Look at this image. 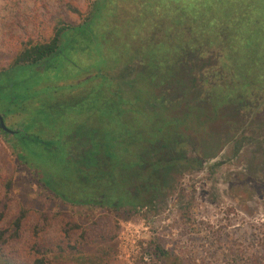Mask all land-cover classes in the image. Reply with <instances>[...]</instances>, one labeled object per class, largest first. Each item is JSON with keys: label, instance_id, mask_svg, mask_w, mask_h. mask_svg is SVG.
<instances>
[{"label": "rangeland", "instance_id": "1", "mask_svg": "<svg viewBox=\"0 0 264 264\" xmlns=\"http://www.w3.org/2000/svg\"><path fill=\"white\" fill-rule=\"evenodd\" d=\"M140 1L0 0V98L28 94L36 81L40 85L77 81L74 77L99 53L124 51L139 27ZM94 6L103 19L95 30L101 45L73 49L68 53L72 62L56 56L48 73L14 70L23 48L50 41L61 24L83 22ZM221 59L217 50L193 57L187 65L194 67V80L184 78L163 89L160 98L168 106L181 99L182 90L197 84L201 97L191 103L201 109V123L195 133L188 126L196 119L188 118L187 128L181 129L191 138L183 140L180 133L173 149L155 151L151 161L173 155L177 164L157 173L152 199L147 206L130 210V215L128 209L78 206L54 198L28 167L18 164L12 135L0 130V233L6 231L7 238H0V250L45 264H264V65L259 69L254 60L247 62L250 75L245 85L240 71L232 78ZM211 67L215 71L211 82L222 86L217 92H231L226 102L219 97L214 116L207 101L208 82L204 86L201 79ZM190 72L182 74L188 77ZM119 73L120 69L111 74L124 89ZM27 118L22 111L8 122L13 126L21 121L17 127L24 128ZM22 208L28 213L19 235L7 237Z\"/></svg>", "mask_w": 264, "mask_h": 264}, {"label": "trees", "instance_id": "2", "mask_svg": "<svg viewBox=\"0 0 264 264\" xmlns=\"http://www.w3.org/2000/svg\"><path fill=\"white\" fill-rule=\"evenodd\" d=\"M138 8L139 27L125 42L124 51L99 53L94 63L74 77L77 81L47 85L36 81L28 94L4 97L12 102L13 113H28L30 133L10 136L18 164L28 167L37 183L64 203L128 209L127 215L147 206L157 173L177 164L173 155L151 161L153 154L173 149L180 133L191 138L181 129L187 128L188 118L196 119L188 126L195 133L201 123L202 111L191 103L201 97L197 84L189 86L188 92L182 90L181 99L168 106L160 98L163 89L184 78L192 82L194 67L187 64L210 50L220 51L223 68L232 78L234 71H240L245 85L250 75L247 62L254 60L259 69L264 65V0H141ZM96 9L79 24L59 25L50 41L23 48L14 70L48 73L56 56L72 62L68 53L73 49L101 45L95 30L103 19ZM129 68L130 73L123 74ZM119 69L124 89L117 87L111 74ZM182 71H191L189 78ZM211 73H215L212 67L201 79L204 86L208 82L209 112L216 114L219 97L226 102L231 92H217L221 85L211 82ZM224 87L230 86L225 83ZM153 105L161 107L154 110ZM177 110L181 114H175ZM27 213V208L21 209L7 237L19 235ZM5 235L6 231L0 233L3 241ZM0 264L45 262L39 258L30 262L0 250Z\"/></svg>", "mask_w": 264, "mask_h": 264}, {"label": "flooded vegetation", "instance_id": "3", "mask_svg": "<svg viewBox=\"0 0 264 264\" xmlns=\"http://www.w3.org/2000/svg\"><path fill=\"white\" fill-rule=\"evenodd\" d=\"M12 108H13V105H12V102H10V101H8V99L6 98H0V115L2 116V118H3V120H4V122H5V124L9 127V128H11V129H13L15 132L14 133H9V132H6V133H8V134H10V135H17V134H22V133H30V131L27 129V123H25L24 124V128H18L17 126L19 125V124H21V121L19 122V124L18 125H10L9 124V122H8V118L10 117V116H12V114H13V112H12ZM212 114V113H211ZM201 115H203L202 113H201ZM215 114L213 113L212 114V116H214ZM22 122H23V120H22ZM0 130H2L1 128H0ZM4 131V130H3ZM5 132V131H4ZM34 131H32L31 133H33Z\"/></svg>", "mask_w": 264, "mask_h": 264}, {"label": "water", "instance_id": "4", "mask_svg": "<svg viewBox=\"0 0 264 264\" xmlns=\"http://www.w3.org/2000/svg\"><path fill=\"white\" fill-rule=\"evenodd\" d=\"M0 128H1L2 130H4L5 132H9V133H14V132H15L13 129L9 128V127L5 124V122H4V120H3V118H2L1 115H0Z\"/></svg>", "mask_w": 264, "mask_h": 264}]
</instances>
